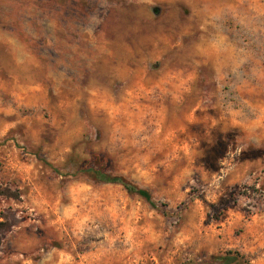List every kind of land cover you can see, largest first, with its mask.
<instances>
[{
	"label": "rangeland",
	"instance_id": "obj_1",
	"mask_svg": "<svg viewBox=\"0 0 264 264\" xmlns=\"http://www.w3.org/2000/svg\"><path fill=\"white\" fill-rule=\"evenodd\" d=\"M217 255L264 264V0H0V264Z\"/></svg>",
	"mask_w": 264,
	"mask_h": 264
},
{
	"label": "trees",
	"instance_id": "obj_2",
	"mask_svg": "<svg viewBox=\"0 0 264 264\" xmlns=\"http://www.w3.org/2000/svg\"><path fill=\"white\" fill-rule=\"evenodd\" d=\"M91 172L94 174L96 178L102 181L121 183L127 191L138 194L139 196L147 200L151 205H154V202L152 201L151 196L146 189L136 187L135 185H133L132 183L126 181L125 179L121 177L111 176V175L105 174L104 172L100 170H92ZM215 258L217 260L216 264H237L236 259L234 257H230L229 255H217L215 256Z\"/></svg>",
	"mask_w": 264,
	"mask_h": 264
}]
</instances>
